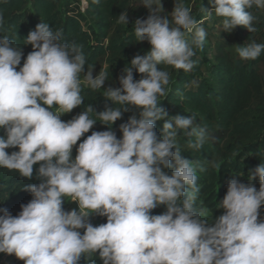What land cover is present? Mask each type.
<instances>
[{
  "label": "clouds",
  "instance_id": "1",
  "mask_svg": "<svg viewBox=\"0 0 264 264\" xmlns=\"http://www.w3.org/2000/svg\"><path fill=\"white\" fill-rule=\"evenodd\" d=\"M209 2L228 33L237 26L255 32L249 9L264 8V0ZM142 4L150 15L133 26L137 42L147 40L151 49L123 70L121 87L104 90L105 98L119 107L97 113L89 105L67 122L61 116L84 101L81 74L84 86L92 90L102 89L107 74L100 71L93 78L91 66L85 73L81 46L65 42L62 32L48 23L29 32L24 45L33 51L19 71L22 48L0 36V129L5 132L0 136V167L32 179L34 165L42 162L36 176L42 182L24 186L33 199L21 205L17 216L0 208V253L14 254L25 264H79L82 256L97 253L103 264H264V221L258 219L264 205V163L249 172V183L228 182L217 205L225 212L209 226L202 219L205 210L195 207L197 167L177 146L178 132L184 131L195 137L189 147L200 151L208 133L195 117H168L160 106L170 75L157 66L191 71L194 49L203 47L207 33L179 0L171 16L162 15V0ZM212 14L208 12L209 18ZM119 23H129L127 12L119 15ZM236 51L243 60H255L264 44L253 41ZM134 69L143 78L135 80ZM131 107L142 111L119 126L118 139L111 126ZM93 112L96 119L90 118ZM166 117L161 137L156 121ZM97 119L108 130L93 131L79 143L73 159V146ZM17 147L11 154L6 151ZM173 161L175 170L169 175L162 167L173 168ZM256 177L259 190L251 182ZM66 198L78 210L66 211ZM161 205L166 212L152 215ZM93 214L107 217V223L93 226ZM80 229H85L83 234Z\"/></svg>",
  "mask_w": 264,
  "mask_h": 264
},
{
  "label": "trees",
  "instance_id": "2",
  "mask_svg": "<svg viewBox=\"0 0 264 264\" xmlns=\"http://www.w3.org/2000/svg\"><path fill=\"white\" fill-rule=\"evenodd\" d=\"M86 9L81 10L79 0H0V15L4 18L0 25V36H8L14 47H21L24 59L33 51L31 45H24L31 30L37 24L45 22L54 30H60L63 40L70 44L81 46L86 58L85 73L88 67L93 71L104 63L109 64L105 72L107 77L119 80L126 67H131V60L136 55H144L150 49V43L145 40L137 42L135 30H125L119 24V15L131 8L132 0H85ZM214 10L209 0L204 3ZM255 17L253 25L255 32H249L242 26H237L233 32V41L238 46H247L253 41L264 44V8L253 6L249 9ZM201 14L196 20L207 33L203 47L194 49L192 57L194 66L191 71L177 70L171 66L158 65V69L172 73L173 80L167 86L162 106L168 117L175 115L195 117L196 123L205 128L208 138L200 151L189 147V141L195 137H188L184 131L178 132L177 146L183 157L192 160L197 167V184L200 192L197 201L214 216L219 214L217 208L226 195L228 182L238 179L242 183H249L250 171L264 163V114L249 116L252 105L264 94V83L259 72V66L264 63V52L255 60H243L237 51L234 53L226 43L215 44L209 41L208 22L201 23ZM214 13V17H215ZM211 18H208L209 21ZM222 18L216 17L213 24L217 25ZM189 41L191 37L187 38ZM214 47V50H213ZM236 47V48H237ZM134 79L139 80L145 74L133 70ZM84 75L83 73L81 76ZM81 95L84 99L81 106L75 108V116L82 113L91 105L94 111L102 112L106 107H119L107 100L98 90L82 86ZM45 106V105H42ZM47 107V106H45ZM135 107L123 112L122 117L112 126V130L120 139L119 126L128 122ZM90 118L96 119L95 112ZM73 117V118H74ZM165 120L156 121L158 136L163 135ZM108 126L98 119L93 128L85 133L77 145L83 142L93 131H106ZM190 131V129H189ZM174 150V149H173ZM163 169L167 174L175 170ZM40 163L34 165L33 178L21 177L15 170L0 167V196L3 207L13 216H17L22 204L33 199L31 193L25 190L26 185H32L37 178ZM201 168L204 170L201 171ZM259 190V177L251 181ZM39 184V181L36 182ZM77 209V208H76ZM199 210V208H197ZM78 210V209H77ZM259 220L264 221V205L260 208ZM166 212V206L161 205L151 210L152 215ZM203 219V218H202ZM93 226L107 223V217L93 214L89 217ZM81 234L85 229L79 230ZM13 264H25L16 258ZM79 264H103L99 254L81 257Z\"/></svg>",
  "mask_w": 264,
  "mask_h": 264
},
{
  "label": "rangeland",
  "instance_id": "3",
  "mask_svg": "<svg viewBox=\"0 0 264 264\" xmlns=\"http://www.w3.org/2000/svg\"><path fill=\"white\" fill-rule=\"evenodd\" d=\"M79 2H80L81 10L84 11L86 9L85 0H79ZM179 2H182L186 7H189L191 9V14L193 15V17L195 19H196L197 14H201L200 15L202 17L201 23L206 24L208 22V31L210 32L209 33L210 37H209L208 42H211L214 47H215V44H218L221 42L226 43V44H228V46L231 48V50L234 53L236 52L237 44L234 43L233 38H232L234 30L231 33L224 32L222 20L217 25H214L213 22L217 16L214 17V10L210 9L206 4H203L204 0H179ZM162 4H163L164 10H165V12L162 13V15L168 14L169 16H171V12L174 10L176 0H162ZM208 12L213 13L211 15V17H210L211 19L209 21H207V19L209 18ZM149 15H150V13H149L148 9L143 6L142 0H132L131 8L128 11L129 23L127 25L121 24V23H119V24L125 30H132V29H134L133 25H134L136 19H138V18L147 19V17ZM198 26H201V24H198ZM189 37L190 36H188L186 38H189ZM214 47H213V50H214ZM108 68H109V64L104 63L101 67H99L98 69L93 71V78H95V76L98 75L100 71L106 72L108 70ZM259 72H260L261 78H262L263 83H264V63H262L259 66ZM169 75H170V83H169V85H170L172 83L173 76H172L171 72H169ZM80 79L82 82V86H84L83 75L80 76ZM85 87H87V86H85ZM109 87H112V88L121 87L119 80L111 79L108 77V80L102 86V89H100V91L104 94V90H106ZM160 102H161L160 106L161 107L164 106V100L160 99ZM135 108L136 109L133 112V115H135L137 118H139V113H140V111H142V109L137 108V107H135ZM248 114H249V116H260V115L264 114V94H263V97L261 99H259L253 103L252 108ZM74 115H75V109H73L71 113H66L63 116H61V120L64 122H67V121L73 119ZM3 135H5V132H4V130L0 129V136H3ZM120 137L122 138V133H121ZM6 151L9 154H11L13 151H19V149H18V147L17 148H9V149H6ZM77 154H78L77 148L73 146L72 158L75 159ZM39 163H42V162H39ZM38 181H39V183L42 182L40 179H36L35 181L32 180V184H36V182H38ZM67 199L68 198L65 199L64 204H63V207L66 211H71L72 209H76V208L78 209V204L76 202H72V201H69ZM195 207L205 210V215L202 218L208 220L209 226L214 225L215 220L223 214V210L219 209V214L217 216H214L209 211H207L202 206V204L197 200L195 202ZM0 208H4L3 207V200L1 199V196H0ZM0 215H2V213H0ZM82 257H84V256H82ZM15 259H16V257L14 254L8 255L5 253H0V264H13Z\"/></svg>",
  "mask_w": 264,
  "mask_h": 264
}]
</instances>
